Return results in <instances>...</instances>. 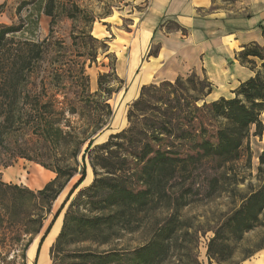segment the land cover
Instances as JSON below:
<instances>
[{
  "label": "trees",
  "instance_id": "16d2710c",
  "mask_svg": "<svg viewBox=\"0 0 264 264\" xmlns=\"http://www.w3.org/2000/svg\"><path fill=\"white\" fill-rule=\"evenodd\" d=\"M53 6V0H49L42 11L51 19V24ZM20 30V27L0 26V148L18 136L27 137L22 147L10 149L7 156L34 162L55 177L36 191L0 182V225L4 222L10 227L18 225L22 209L26 207L23 201L30 197L37 202L34 207V234L37 235L52 204L77 174L76 159L82 145L89 141L86 153L90 156L94 179L90 186L79 192L65 213L61 231L49 250L51 264L55 251H62L64 245L92 242L103 246L124 235L149 231V220L156 212L165 211L167 218L152 224L149 239L138 248L102 253L88 250L77 254L81 264H163L182 230L178 213L186 205L173 199L169 184L182 173L188 176L189 168L202 160L214 159L222 164L238 160L252 127L255 128L253 136L262 135V51L250 46L238 54L239 61L248 64L254 76L241 83L230 99L206 101L211 86L206 79L201 81L193 74L186 79L178 77L174 82L143 86L139 98L127 112L128 126L92 148L90 135L100 131L111 115L106 100L97 106L101 118L87 137L81 139L74 132H64L59 122L66 112L76 114L79 104L81 109H86L87 100L101 96L104 76L99 77L98 91L94 95L85 92L86 101L64 98L60 110H56L58 90L51 96L53 89L47 85L38 89L30 83L42 61V46L46 41L16 39ZM250 57L261 61L258 68L249 61ZM205 84L207 91L203 94ZM182 85L188 89L178 95L175 89ZM163 88L172 89L171 94L176 95L174 104L167 105L166 111L177 109L176 113L180 111L182 115L170 114L171 117L162 120L161 116L166 114L161 115L156 104L166 105L163 99L157 100L156 104L146 99L149 90ZM190 92L196 95L189 96ZM187 95L190 103L184 106L180 100ZM184 107L187 109L183 110ZM148 111L158 112L159 116H152ZM172 117L174 119H170ZM212 120L216 126L208 132L205 122ZM75 206L77 209L72 211ZM80 208L83 211H79ZM263 210L264 186L252 193L214 232L207 249L209 261L220 263L228 259L232 252L230 241L239 242L245 233L252 231Z\"/></svg>",
  "mask_w": 264,
  "mask_h": 264
},
{
  "label": "rangeland",
  "instance_id": "374dc122",
  "mask_svg": "<svg viewBox=\"0 0 264 264\" xmlns=\"http://www.w3.org/2000/svg\"><path fill=\"white\" fill-rule=\"evenodd\" d=\"M48 1L0 0V26L20 27V32L15 35L16 39L37 43L46 41L42 46V61L38 63L30 83L38 89L42 85H47L49 89H53L51 96L56 93L54 90H58L55 96L58 102L55 104L56 110H60V102L64 98L86 101L85 92L94 95L98 91L99 77L104 76L101 80V96L87 100L86 109H81L80 104L77 105L76 114L66 112L59 122L64 132H74L81 139L87 137L101 118L97 106L102 100H106L111 107V115L100 131L90 135L89 140L93 141V148L105 143L110 135L128 126L127 112L140 95L142 87L134 101L125 100V93L130 84V78L125 76L127 48L129 40L136 32L135 19L141 7L140 0H53L52 24L51 19L42 14ZM235 1L218 0V5L228 7ZM261 73L264 78L262 70ZM193 75L201 81L205 80L201 73ZM160 83L155 82L146 87L157 86ZM185 88L188 89L182 85L175 90L178 95H182ZM172 91L168 88L158 91L151 89L146 95L150 103L156 104L159 99L166 103L156 104L161 115L166 114L161 116L162 120L171 117L170 114L180 116L183 113L180 111L176 113L177 109L166 111L167 105H173L176 99V95L171 94ZM206 91L207 84L203 87V94ZM190 95L196 94L190 92ZM180 103L187 106L190 103L188 95L181 97ZM186 109L184 107L183 110ZM148 112L152 116L158 114ZM260 121L263 126L262 135L253 136L255 128L250 129L249 138L243 144L238 160L227 164L214 159L202 160L189 168L191 173L188 176L182 173L169 184V193L173 199H178L181 204L186 205L178 213L182 230L169 258L163 264H264V210L259 217L258 225L252 231L245 233L239 242L230 241L232 252L228 259L217 263L215 260L209 261L207 255L208 244L214 232L252 193L264 186V113L260 115ZM215 126L214 120L205 122L208 132ZM26 140L27 137L18 136L0 148L2 149L0 182L5 183L3 182L5 178L4 180L2 178L4 172L6 179L12 181L5 183L6 185L36 191L41 186L30 187L31 176L43 178L44 174L49 175V171L34 162L19 158L11 159L7 156L10 149L19 145L22 147ZM88 142L82 145L76 159L77 174L52 204L51 212L45 216L42 229L37 235L34 234L36 228L34 207L37 202L30 197L23 201L26 207L22 209L23 215H20L18 225L10 227L5 222L0 225V264H28L29 243L33 240L35 243L41 241L46 230L52 228L58 221L61 223L60 233L64 215L70 210V205L78 197L79 192L90 186L94 179L90 156L86 153ZM76 209L75 206L71 210ZM154 215L148 223L149 231L124 235L120 240L103 246H97L92 242L64 245L62 251H55L53 264H81L77 254L88 250L102 253L116 249L129 251L138 248L149 239L152 224L156 220L160 222L166 219L168 212L159 211ZM225 253L227 255L228 251L225 250Z\"/></svg>",
  "mask_w": 264,
  "mask_h": 264
},
{
  "label": "crops",
  "instance_id": "0c3cea01",
  "mask_svg": "<svg viewBox=\"0 0 264 264\" xmlns=\"http://www.w3.org/2000/svg\"><path fill=\"white\" fill-rule=\"evenodd\" d=\"M139 6L136 32L127 48L126 101H134L143 86L196 73L211 86L208 102L230 99L241 83L254 76L237 56L250 46L264 55V0H236L228 7L219 6L218 0H140ZM248 59L255 68L261 64L257 58ZM48 174L36 190L54 178ZM2 178L12 182L4 172ZM52 228L41 241L30 244L28 264H51L49 249L55 239L48 245L46 240Z\"/></svg>",
  "mask_w": 264,
  "mask_h": 264
},
{
  "label": "bare ground",
  "instance_id": "6f19581e",
  "mask_svg": "<svg viewBox=\"0 0 264 264\" xmlns=\"http://www.w3.org/2000/svg\"><path fill=\"white\" fill-rule=\"evenodd\" d=\"M43 178H41V177H39V176H37V175H33V176H31V178H30V183H31V186L30 187H32V186H41L42 185V183H43ZM60 226H61V223H60V221H58L56 224H55V226L52 228V231L50 232V234L48 235V238H47V240H46V245H48L52 240H54L56 237H57V235H58V233H59V230H60ZM44 253V252H43ZM44 257V256H43ZM46 257V256H45ZM42 258V257H41ZM45 259V258H44ZM43 261V260H42ZM42 261H41V263H42Z\"/></svg>",
  "mask_w": 264,
  "mask_h": 264
}]
</instances>
